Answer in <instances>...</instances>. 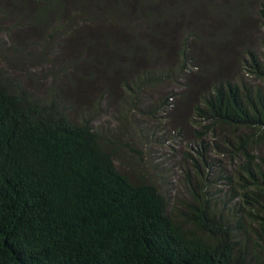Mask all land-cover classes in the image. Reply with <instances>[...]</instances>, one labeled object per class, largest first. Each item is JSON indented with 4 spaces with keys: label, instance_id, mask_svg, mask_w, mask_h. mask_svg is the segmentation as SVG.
Wrapping results in <instances>:
<instances>
[{
    "label": "trees",
    "instance_id": "16d2710c",
    "mask_svg": "<svg viewBox=\"0 0 264 264\" xmlns=\"http://www.w3.org/2000/svg\"><path fill=\"white\" fill-rule=\"evenodd\" d=\"M36 1L72 10L67 0ZM95 2L75 0L62 18L81 19ZM97 7L93 15L126 19L121 0ZM250 59L249 72L264 80V63ZM197 100L200 132L188 147L197 154L184 153L188 200L170 207L154 183L117 170L116 142L92 120L72 119L53 96L38 98L0 69V264H264V89L225 80Z\"/></svg>",
    "mask_w": 264,
    "mask_h": 264
},
{
    "label": "rangeland",
    "instance_id": "374dc122",
    "mask_svg": "<svg viewBox=\"0 0 264 264\" xmlns=\"http://www.w3.org/2000/svg\"><path fill=\"white\" fill-rule=\"evenodd\" d=\"M99 1L67 23L75 0L63 4L70 15L36 0H0V69L38 98L53 96L72 119L92 120L116 142L117 170L154 183L173 207L188 200L184 153L197 154L192 104L225 80L264 89L248 66L251 55L264 63V0H121L122 23L93 15ZM114 1L101 0L105 8ZM125 81L144 86L129 92Z\"/></svg>",
    "mask_w": 264,
    "mask_h": 264
}]
</instances>
